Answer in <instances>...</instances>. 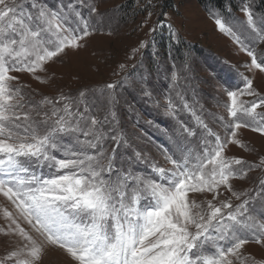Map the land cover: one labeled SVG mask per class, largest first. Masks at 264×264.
Instances as JSON below:
<instances>
[{"label":"snow or ice","instance_id":"obj_1","mask_svg":"<svg viewBox=\"0 0 264 264\" xmlns=\"http://www.w3.org/2000/svg\"><path fill=\"white\" fill-rule=\"evenodd\" d=\"M82 8L88 9L89 18ZM96 11L88 0H59L55 8L46 0H0V195L13 208L3 209L8 228L0 231L18 238L0 264H42L50 247L65 252L75 264H244L245 244L251 240L264 245V222L250 211L254 197L235 206L213 201L222 195V186L240 200L230 180L246 175L245 162L224 156L228 143L243 147L237 130L251 128L264 135V114L256 112L264 98L250 106L239 99L258 96L251 80L244 78L243 89L226 90L231 119L219 118L225 139L197 117L202 150L193 154L182 148L176 158L165 153L171 167L153 166L155 175L145 176L132 170V158L126 167L117 165L116 148L126 141L115 128L105 130L107 116L98 120L91 114L84 92L76 100L45 97L33 104L18 84L19 76L12 75L27 72L44 83L37 73L66 49L80 47L90 35V16ZM242 11L247 26L264 40V21L258 25L248 7ZM215 23L239 42L220 18ZM245 50L250 67L264 72V61L258 63L254 52ZM166 114H174L171 101ZM111 116L115 120V112ZM181 129L196 135L183 125ZM108 140L115 144L111 152L105 147ZM140 159L135 153V160ZM44 168L55 172L45 176ZM190 193L210 194L212 199L197 202Z\"/></svg>","mask_w":264,"mask_h":264},{"label":"rangeland","instance_id":"obj_2","mask_svg":"<svg viewBox=\"0 0 264 264\" xmlns=\"http://www.w3.org/2000/svg\"><path fill=\"white\" fill-rule=\"evenodd\" d=\"M46 2L55 8L59 0ZM88 2L97 10L90 16V35L79 42L80 47L66 49L45 65L46 71L37 73L44 83L27 72L12 75L19 76L18 84L23 86L26 98L33 104H39L45 97L53 101L61 96L76 100L84 92L83 99L90 105L91 114L98 120L107 116L110 124L105 125V130L115 128L126 141L116 148L117 165L123 163L126 167L132 158L134 172L154 176L153 166L171 167L165 153L176 158L182 148H188L198 154L203 148L200 139L203 129L197 117L225 139L226 132L219 118L223 117L224 122L231 119L225 107L231 103L226 90L243 89L245 77L252 81L258 96L243 95L239 99L250 106L264 98V72L250 67L251 57L245 50H252L258 63L264 61V40L257 38L247 26V17L242 11L248 7L258 25L264 21V11L257 10L254 0H235V9L207 8L198 0H175L169 9H165L160 0ZM81 11L89 18L87 8ZM215 18L231 27L239 42L220 32ZM163 36L166 49L159 46ZM108 84L116 87L108 89ZM113 98L115 103H109ZM169 101L174 106L172 116L166 114ZM184 104L188 108H184ZM47 107L44 105L45 109ZM112 112H115V120ZM256 112L264 114V106L258 107ZM181 125L196 135L188 136ZM236 138L243 147L228 143L224 156L245 162L246 175L230 180L232 190L241 194L240 200L222 186V195L213 203L230 201L235 206L253 196L252 216L264 222V163H261L264 135L242 128L237 130ZM209 139L214 143V137ZM105 147L111 152L115 144L108 140ZM135 153L140 154V160H135ZM90 154H94V150ZM50 171L55 172V169L44 168L43 174L47 176ZM189 195L197 202L212 199L210 194ZM4 208L13 211L10 202L0 195V228L7 230L8 222L2 214ZM17 239L13 234L0 231V261L14 250ZM241 253L246 258L244 264H251L253 260L264 264L262 244L250 240ZM42 264L75 262L59 248L50 247ZM234 264L239 262L234 261Z\"/></svg>","mask_w":264,"mask_h":264},{"label":"trees","instance_id":"obj_3","mask_svg":"<svg viewBox=\"0 0 264 264\" xmlns=\"http://www.w3.org/2000/svg\"><path fill=\"white\" fill-rule=\"evenodd\" d=\"M162 6L165 9H169L174 5L175 0H160ZM200 3L204 4L207 8L208 7H215L218 9H226L227 7H229L230 9L233 8L235 9V0H198ZM254 2L256 3V8L257 10H263L264 11V0H254ZM237 6V5H236ZM166 39L163 36V40L160 42L159 46H162V49H166ZM174 46H176L174 44ZM178 51L180 52L181 50L178 49Z\"/></svg>","mask_w":264,"mask_h":264},{"label":"bare ground","instance_id":"obj_4","mask_svg":"<svg viewBox=\"0 0 264 264\" xmlns=\"http://www.w3.org/2000/svg\"><path fill=\"white\" fill-rule=\"evenodd\" d=\"M22 224V223H21ZM24 225V224H23ZM25 226V225H24Z\"/></svg>","mask_w":264,"mask_h":264}]
</instances>
